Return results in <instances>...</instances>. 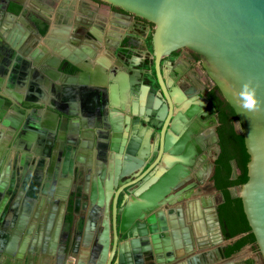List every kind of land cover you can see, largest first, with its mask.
Returning <instances> with one entry per match:
<instances>
[{"label":"flooded vegetation","instance_id":"1","mask_svg":"<svg viewBox=\"0 0 264 264\" xmlns=\"http://www.w3.org/2000/svg\"><path fill=\"white\" fill-rule=\"evenodd\" d=\"M19 1L24 7L15 5L12 0H0V92L12 98V102L0 103V246L3 248L0 249V264H92L91 246L105 213L104 207L97 202L93 204L89 198L94 191V181L100 178L104 166L115 161L116 154H121L122 163L129 160L127 155L132 154L129 146L135 149V155L141 151L150 158L147 166L154 164L158 157L160 159L153 168L161 164L164 155L170 151L162 147L163 134L153 124H161L162 130L171 110L175 113L177 109L185 115L179 133L181 136L188 134L186 144L197 153L191 179L175 191V206H181L186 219L194 217L196 212L186 206L187 200L194 204L199 196L210 194L215 203H220L221 190L213 179L220 146L217 140L218 114L209 98L214 84L201 57L188 48L173 51L171 56L163 59L165 79L161 88L152 53L153 24L145 18L103 0ZM6 2L11 3L9 9L14 17L1 9ZM32 18L38 20V26H42L45 20L49 22L44 36L31 27ZM55 21L66 24L70 53H75L79 47L88 48L86 37L95 42L88 59L92 63L107 64L109 80L112 77L123 79L124 70L135 72L138 86L123 95L119 109L108 106L97 97L84 102L79 94L72 96L71 103L68 96H62V99L58 98L60 104H76L79 111L86 114L85 120H81L79 127L69 121L58 123L54 118L50 124L42 123L43 119H49L48 106L54 97L53 91L42 86L41 70H34L23 53L33 40V46L40 48L46 36L49 44L56 45L51 35ZM88 32H93V37ZM7 37L19 38V48H13ZM104 48L107 56L99 54ZM110 52L115 56L113 61ZM46 58L47 55L39 63L47 61ZM63 81L62 77L58 80L64 84ZM28 95L31 101H41L45 105L24 106ZM134 101L138 104L135 116L128 109H122L123 105L128 108ZM155 105L159 108L157 114L151 108ZM139 134L143 135L141 142L135 139ZM63 151L75 161L73 172L67 157L62 156ZM139 171L140 168L134 173ZM128 182L130 180L125 177L118 184L123 187ZM139 182H135V187ZM189 184L190 187H185ZM113 206L112 195L109 201L111 234ZM163 207L167 214L170 205L167 203ZM71 220L73 242L64 247ZM160 220V215L156 214L159 227ZM218 227L222 241L216 246L224 258L227 239L221 221ZM133 238L130 232L125 236L127 241ZM144 244L141 242L142 246ZM208 244L194 248L190 256L193 262L196 261L195 255L202 262L203 253H207L208 258L212 255ZM246 248L251 250L252 246L248 244L241 250ZM7 249L11 252H6ZM252 251L253 255L243 261L264 264L260 248ZM144 260L145 264H151V257L146 253ZM207 262L211 264V257Z\"/></svg>","mask_w":264,"mask_h":264},{"label":"water","instance_id":"2","mask_svg":"<svg viewBox=\"0 0 264 264\" xmlns=\"http://www.w3.org/2000/svg\"><path fill=\"white\" fill-rule=\"evenodd\" d=\"M103 1L131 11L153 24L151 45L155 74L161 88L165 79L163 59L171 56L177 49L188 48L201 57L212 84L221 89L235 109L238 116L235 127L238 133L244 135L250 159L247 163V181L242 185L232 186L230 193L232 197L242 198L251 231L255 234L264 258V0ZM12 2L24 7V3L19 0ZM10 6L11 3L6 2L1 5V9L14 17ZM37 22V19L32 18L31 27L44 36L49 22L43 21L42 26H38ZM88 33L93 37V32ZM7 40L15 49L20 44L19 38L7 37ZM34 41H31L30 45L27 44L22 53L32 63L34 70H41L42 86L51 88L54 96L48 106L49 119H43L42 123L50 124L54 118L58 123L69 121L79 127L86 114H82L76 104H71L74 99L72 96L81 94L84 102H91V99L97 97L108 106L119 109L123 95L128 94L130 88L135 89V86H138L139 80L135 72L128 73L124 70V80L113 77L109 80L107 64L90 62L88 53L90 54L93 49L91 45L95 42L89 37L85 38L89 44L88 48L79 47L75 53H70L61 40H58L56 45L49 44L48 36L44 37L40 48L33 46ZM46 55L47 61L39 63ZM149 73H152V69ZM61 77L64 84L58 82ZM62 96L71 99L70 105L60 104L59 99H62ZM27 99L29 101H25L24 106L28 108L34 104L45 105L41 101H31L29 95ZM11 100L10 95L0 92V103H9ZM137 105L134 101L128 108L123 105L122 109H128L135 116ZM151 108L154 114L159 112L156 105ZM184 120L185 115L176 109L175 113L170 111L162 130L161 124H153L155 129L163 134L162 147L165 146V149L170 151L155 168L153 167L160 157L154 164L147 166L150 158L142 155L141 151H137L138 155H135V149L129 146L128 150L132 152L127 155L129 160L122 163L119 159L121 154H116L115 161L101 170L100 178L93 183L94 191L89 195L93 204L97 202L105 209L101 226L91 246L92 264H145L144 253L151 257V264L208 263L210 257H207V253L202 254L204 262L199 261L198 255L194 256V262L193 257H190L195 247L207 246L208 235L202 230L190 231L184 227L186 232L182 237L179 224L183 229L185 217L181 206H175V191L191 179L192 168L197 160L196 150L186 144L188 134L181 136L179 133V126ZM142 138V134L135 136L139 142ZM217 140L219 141L218 135ZM135 147L138 149L139 146ZM220 151L218 146V155ZM62 156L67 157L73 172L76 169L75 161L69 154L66 155L65 151ZM231 163V177L236 179L240 164L236 159H232ZM139 168L140 171L135 174V170ZM134 176L138 177L131 180ZM125 177H128L130 182L120 187L118 183ZM139 180L135 187V182ZM190 186L191 184L185 187ZM112 195L114 206L111 234L109 201ZM224 201L225 196L221 191L220 203ZM167 203L170 207L166 214L163 206ZM219 204L214 207L218 226ZM73 208L75 210L74 206ZM154 211L156 213H153ZM156 214L161 217L160 227L156 222ZM134 223L135 226L132 227ZM68 226L70 231L65 235L64 247L73 242L72 220ZM128 230L135 237L130 241L125 240V236L129 234ZM172 238L174 243L171 242ZM148 240L150 243H146ZM143 241L145 244L142 246ZM0 249L3 250L1 246ZM43 250L47 252L45 246ZM215 250L222 257L220 248ZM6 252L11 251L7 249Z\"/></svg>","mask_w":264,"mask_h":264},{"label":"trees","instance_id":"3","mask_svg":"<svg viewBox=\"0 0 264 264\" xmlns=\"http://www.w3.org/2000/svg\"><path fill=\"white\" fill-rule=\"evenodd\" d=\"M209 98L218 114L217 132L221 148L215 161L213 179L215 186L225 196V201L220 203L218 212L224 236L229 240L225 247V254L231 256L248 244L252 245L253 250L259 248L244 211L242 198L232 197L230 193L232 186H239L247 181V163L250 154L244 135L238 133L235 127V121L238 120L237 113L217 85L209 91ZM232 159H236L240 164V172L236 179L231 177Z\"/></svg>","mask_w":264,"mask_h":264},{"label":"crops","instance_id":"4","mask_svg":"<svg viewBox=\"0 0 264 264\" xmlns=\"http://www.w3.org/2000/svg\"><path fill=\"white\" fill-rule=\"evenodd\" d=\"M55 13L56 12L54 11V14ZM51 29H52L51 31L52 40L54 42L61 40L65 44V47L68 48L70 45H69V34H68V30L66 29V24H64L62 21L61 22L55 21L52 23ZM99 54L101 56L104 54L105 56H107L106 49L104 48L100 50ZM110 54H111L110 59L111 61H113L115 56L112 52H110ZM201 197H203L202 200ZM201 197L199 196L197 200L194 202V204H191L190 201L188 202V200L185 202L186 206L192 207L196 212L194 213L195 214L194 217L190 219L189 218L185 219L183 229H182V225H180L181 227L180 232L182 237L186 232L184 230V227L190 231L196 229L202 230L203 232H206V234L208 235V240H209L208 250L213 251L212 255L210 256L212 260L211 264H224L229 262L233 264H243V263L246 264V262L243 260H246L247 257L253 255L252 249L247 250L246 248L244 251L241 250L239 253L237 252L228 257L227 255L224 254V258H221L218 255V253L215 250L218 247V245L216 246V244L222 241V237L218 234V232L220 231H217V228L219 227L217 225V221L214 213V207L217 206L219 203H215L213 196L210 194H204ZM217 234L220 236L219 238L217 237ZM171 242L174 243V238H172ZM227 243H229V240H227Z\"/></svg>","mask_w":264,"mask_h":264}]
</instances>
